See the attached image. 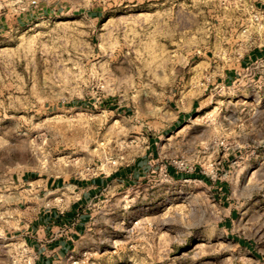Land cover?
Listing matches in <instances>:
<instances>
[{
    "label": "rangeland",
    "instance_id": "obj_1",
    "mask_svg": "<svg viewBox=\"0 0 264 264\" xmlns=\"http://www.w3.org/2000/svg\"><path fill=\"white\" fill-rule=\"evenodd\" d=\"M262 15L264 0H0V264L36 261L19 181L96 178L70 264H264V57L213 83L264 46Z\"/></svg>",
    "mask_w": 264,
    "mask_h": 264
},
{
    "label": "crops",
    "instance_id": "obj_2",
    "mask_svg": "<svg viewBox=\"0 0 264 264\" xmlns=\"http://www.w3.org/2000/svg\"><path fill=\"white\" fill-rule=\"evenodd\" d=\"M262 18L264 20V15ZM262 57L264 46L238 62L224 65L213 83L222 88L234 85L246 73L250 61ZM195 104L194 101L192 108ZM182 116L185 117L186 112H180L178 119ZM106 182L104 178L68 183L61 179L19 181L21 200H31L36 209L29 223L22 225L19 235L36 254L35 264H70V255L79 251L92 219L91 200Z\"/></svg>",
    "mask_w": 264,
    "mask_h": 264
},
{
    "label": "trees",
    "instance_id": "obj_3",
    "mask_svg": "<svg viewBox=\"0 0 264 264\" xmlns=\"http://www.w3.org/2000/svg\"><path fill=\"white\" fill-rule=\"evenodd\" d=\"M169 173H171L172 175H174V170L172 168H169ZM117 176V174H115ZM195 177H201V178H206L204 175L202 174H194Z\"/></svg>",
    "mask_w": 264,
    "mask_h": 264
},
{
    "label": "built area",
    "instance_id": "obj_4",
    "mask_svg": "<svg viewBox=\"0 0 264 264\" xmlns=\"http://www.w3.org/2000/svg\"><path fill=\"white\" fill-rule=\"evenodd\" d=\"M256 19L258 20L259 19V16H256Z\"/></svg>",
    "mask_w": 264,
    "mask_h": 264
}]
</instances>
